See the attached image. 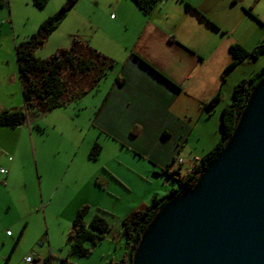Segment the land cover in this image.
<instances>
[{
  "label": "rangeland",
  "instance_id": "374dc122",
  "mask_svg": "<svg viewBox=\"0 0 264 264\" xmlns=\"http://www.w3.org/2000/svg\"><path fill=\"white\" fill-rule=\"evenodd\" d=\"M125 1L78 0L43 44L34 49V55L48 60L59 51L77 46L79 58L89 59L91 54L83 47L89 44L99 52L98 48L114 52L117 61L123 63L128 56L125 42L138 38L134 28L139 21L141 24L148 19L138 12L133 16L129 7H134V2L127 0L131 5L127 7ZM65 2L49 0L44 8H36L33 0H8L0 9V112L25 111L16 48L30 41ZM247 4V9L264 24V0H247ZM241 20L232 17L229 21L235 27L234 39L247 45L258 43V35L264 39V28H254L255 24ZM223 39L218 35L212 42L218 45ZM95 67L86 73L72 68L63 70L61 77L68 89L65 101L74 93L89 90L101 64L95 61ZM253 76L264 78V54L236 67L227 76L223 93L228 104L234 86ZM113 79L114 72L109 71L99 86L51 111L42 112L36 101L35 108L26 110L27 120L22 126H0V170H4V174L0 172V264H41L46 257L51 258L52 264H103L102 257L110 251L117 261L125 245L124 239L118 247L115 244L123 219L134 209L151 204L154 196L164 197L174 189H182L178 181L166 176L139 149L110 138L96 125V112ZM184 104L193 117L195 132L179 157L183 161L182 175L190 172L194 163L221 138L219 108L207 126L195 124L196 102L186 99ZM95 143L102 150L98 159L92 160L90 152ZM83 206L89 207L87 222L94 214L102 213L112 229L92 255L71 256L63 263L70 248L72 221ZM86 245L91 247L90 243ZM26 257L31 258L30 263L25 262Z\"/></svg>",
  "mask_w": 264,
  "mask_h": 264
},
{
  "label": "crops",
  "instance_id": "0c3cea01",
  "mask_svg": "<svg viewBox=\"0 0 264 264\" xmlns=\"http://www.w3.org/2000/svg\"><path fill=\"white\" fill-rule=\"evenodd\" d=\"M128 2L125 1L127 7L131 6ZM129 8H132L133 16L138 12L148 19L141 24L139 21L134 28L138 38L125 42L124 50L128 56L123 63L117 61L114 52L98 48L100 53L113 59L116 66L112 70V86L96 112V125L110 138L139 149L137 151L161 171L172 157L176 161L172 169L181 170L183 161L179 157L195 132L185 100L198 104L195 124L201 122L208 126L207 121L216 114L217 108L222 111L233 102V95L230 104L225 100L223 86L234 69L222 82V73L233 60L230 46L239 44L251 50L264 42V39L260 40L262 35H255L256 44L237 41L233 38L235 27L229 21L232 17L242 19V22L250 21L258 29L264 28V24L259 16L247 9V0H163L150 16H145L136 5ZM218 35L225 39L215 45L212 41ZM250 60L254 59L238 66ZM117 75L124 79L122 85L117 83ZM218 93H221L219 104L206 108L205 104ZM135 126L140 130L133 137L130 133ZM119 235L115 239L117 247L123 239L121 231ZM124 251L123 247L117 261L113 254L110 255L111 251L107 252L102 263H119Z\"/></svg>",
  "mask_w": 264,
  "mask_h": 264
},
{
  "label": "water",
  "instance_id": "95a60500",
  "mask_svg": "<svg viewBox=\"0 0 264 264\" xmlns=\"http://www.w3.org/2000/svg\"><path fill=\"white\" fill-rule=\"evenodd\" d=\"M133 264H264V78L194 188L159 210Z\"/></svg>",
  "mask_w": 264,
  "mask_h": 264
},
{
  "label": "trees",
  "instance_id": "16d2710c",
  "mask_svg": "<svg viewBox=\"0 0 264 264\" xmlns=\"http://www.w3.org/2000/svg\"><path fill=\"white\" fill-rule=\"evenodd\" d=\"M48 1L49 0H33V5L36 8H44ZM77 1L78 0H66L56 15L48 18L40 26L38 33L35 34L30 41L16 48V57L22 85V93L24 96L25 111L4 110L0 112L1 127L14 129L22 126L27 120L26 110H28L29 107L35 108L34 102L36 101H39L37 104L40 105V108L38 109L42 112H47L60 106H64L67 101L78 99L81 95L97 86L99 81L105 77L109 71H112L115 68L116 63L113 59L108 58L89 45L85 46L91 54L89 59L79 58L80 54H78L77 46H73L70 50L59 51L57 55L48 60H40L34 55V49L38 45L43 44L46 36L57 28L66 16L67 11ZM132 1L145 16H150L163 2V0ZM7 4L8 0H0V9L4 8ZM189 7L191 6L189 5ZM192 9L205 19V17L196 9ZM209 23L212 24L211 22ZM229 51L233 60L222 73L223 83L225 82L226 76L239 64L248 59L258 60L264 54V42H261L251 50H247L239 44H233L230 46ZM95 61L99 62L101 67L99 68L97 78L94 80L89 90H86L83 94L74 93V96L77 95V97L72 95L67 101H65L64 96L66 95V91L68 89L61 77L63 70L66 68H72L75 71L78 70L82 73H86L88 71H93L94 68H97L95 67ZM261 80L262 78L253 76L250 79H242L234 86L233 102L230 105L225 106L221 111L220 140L214 148L194 163L190 172L182 175L180 169H172L176 162L175 157H172L165 164L162 172L166 176L174 178L178 181L182 189H174L169 195L164 197L154 196L151 204L134 209L123 219L121 225V236L125 241V251L121 261L117 264H133L134 255L140 245L142 236L159 210L172 198L183 195L194 188L204 169L210 165V163L226 145L228 140L232 137L253 89ZM116 81L120 85L124 83V79L121 78L120 75H117ZM220 100L221 93H218L214 98L205 104V107L213 108L219 104ZM139 130L140 128L135 126L131 130V136L136 137ZM164 136L168 137V134H164ZM101 150L102 148L98 143L93 144L90 152V159L97 160ZM88 213L89 207L87 206H83L78 209L72 221V227L68 235L70 243L69 252L67 257L62 260L63 263H67L69 257L71 256L83 258L89 257L92 255L94 248L100 245L106 235L111 231L112 226L104 214L96 213L93 215L91 220L87 222L86 219ZM21 236L22 233L19 235L15 244H17ZM88 243L91 244V247L86 245ZM42 264H52L51 258L46 257L42 261Z\"/></svg>",
  "mask_w": 264,
  "mask_h": 264
},
{
  "label": "built area",
  "instance_id": "2783aa9c",
  "mask_svg": "<svg viewBox=\"0 0 264 264\" xmlns=\"http://www.w3.org/2000/svg\"><path fill=\"white\" fill-rule=\"evenodd\" d=\"M0 172H1L2 174H4V170H3V169H1ZM25 262L30 263V262H31V258H30V257H26V258H25Z\"/></svg>",
  "mask_w": 264,
  "mask_h": 264
},
{
  "label": "clouds",
  "instance_id": "9594fccd",
  "mask_svg": "<svg viewBox=\"0 0 264 264\" xmlns=\"http://www.w3.org/2000/svg\"><path fill=\"white\" fill-rule=\"evenodd\" d=\"M179 162L181 163V160Z\"/></svg>",
  "mask_w": 264,
  "mask_h": 264
}]
</instances>
